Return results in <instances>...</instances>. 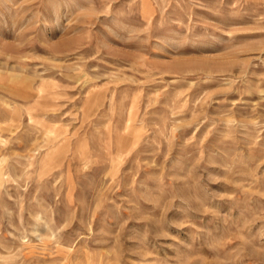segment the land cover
Listing matches in <instances>:
<instances>
[{
  "label": "rangeland",
  "instance_id": "374dc122",
  "mask_svg": "<svg viewBox=\"0 0 264 264\" xmlns=\"http://www.w3.org/2000/svg\"><path fill=\"white\" fill-rule=\"evenodd\" d=\"M0 264H264V0H0Z\"/></svg>",
  "mask_w": 264,
  "mask_h": 264
}]
</instances>
